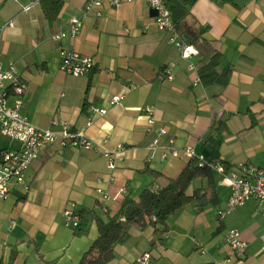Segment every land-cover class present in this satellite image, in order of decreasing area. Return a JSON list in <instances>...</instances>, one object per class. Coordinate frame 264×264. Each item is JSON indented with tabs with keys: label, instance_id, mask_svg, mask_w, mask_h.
Masks as SVG:
<instances>
[{
	"label": "crops",
	"instance_id": "0c3cea01",
	"mask_svg": "<svg viewBox=\"0 0 264 264\" xmlns=\"http://www.w3.org/2000/svg\"><path fill=\"white\" fill-rule=\"evenodd\" d=\"M30 2L0 0L3 67L12 61L26 84L21 113L57 133L61 126L52 121L65 120L71 130H84L110 150L120 143L130 149L109 169L93 150L58 143L43 148L25 172L28 192L15 190L0 199V261L15 252L13 264H77L97 237V226L75 236L64 210L94 209L108 220L126 197L136 199L146 188L157 191L181 172L188 157L161 159L159 150L149 148L157 134L145 129L147 105L154 109L156 126L167 130L159 137L163 146L172 138L176 147L191 146L204 156L216 148L226 170L239 162L264 168V0H196L190 7L189 25L202 30L221 54V67H232L224 87H205L201 80L195 84L206 60L193 45L197 54L182 58L177 43L184 39L160 30L145 0H121L117 8L94 10L76 37L60 40L54 34L82 16L87 0H62L53 20L40 2L24 11ZM61 48L92 56L93 71L79 77L61 71ZM190 63L196 70L189 69ZM166 70L172 78L160 77ZM117 94H124L123 100L111 105ZM91 105L107 111L87 125ZM12 140L13 147L0 145V151L18 148ZM212 176L215 204L199 210L186 203L167 219L162 234L158 222L131 227L127 239L114 245L108 264H137L143 252L151 254L153 264H264L259 202L251 198L220 219L218 211L226 207L230 190L217 171ZM208 184L207 178H196L186 193L192 196ZM96 188L110 198H102ZM231 228L247 243L243 256H234L225 239Z\"/></svg>",
	"mask_w": 264,
	"mask_h": 264
},
{
	"label": "built area",
	"instance_id": "2783aa9c",
	"mask_svg": "<svg viewBox=\"0 0 264 264\" xmlns=\"http://www.w3.org/2000/svg\"><path fill=\"white\" fill-rule=\"evenodd\" d=\"M40 1L41 0H31L30 3L23 7V10H29ZM145 1L150 9H154L157 12L154 17L157 27L160 30L171 31L176 35L169 9L164 0ZM120 4L121 0H87L82 16L73 17L69 27L67 29L58 30L53 38L55 40H60L68 36L76 37L82 28L84 18L88 14L104 6L117 8ZM8 25L11 26L12 22H9ZM177 47L181 57L184 59H188L197 54V50L184 41L178 42ZM59 58L61 71L75 77L90 74L95 66V61L92 56L73 49L61 48L59 51ZM189 69L196 70V67L194 64L190 63ZM160 77L172 78L170 70H166L165 74H161ZM199 81L200 79L197 77L195 84ZM25 89V80L18 74L14 63L10 61L7 68L3 67L2 55L0 52V133L19 143L18 148L3 149L0 151V199H7L15 190L22 194L28 192L29 183L25 178V172L39 157L41 150L54 143H58L61 148L70 146L73 148L93 150L106 159L109 169H114L117 162L124 159L125 154L130 149L129 146L120 143L116 145L114 150H110L105 147V141L99 142L93 140L86 135L84 130H71L68 121H52L53 124L61 126L60 133L30 122L20 111L23 105L22 96ZM11 97L12 101L10 102L9 100ZM123 98L124 94L114 95L110 100V104H119ZM106 111L107 109L104 107L91 105L89 107L90 117L87 121V125L92 123L95 115H103ZM144 111L146 115V131L155 132L157 134V138L149 144V148L152 151L159 150L161 159H165L168 156H185L189 159L196 158L199 167H207L211 170H215L221 176L222 183L229 188L230 194L226 207L218 211L220 219H223L232 210L245 204V202L251 198H255L259 202L264 217V168L250 163L239 162L234 168L226 170L220 163L207 160L203 154L197 153L191 146L176 147L173 145L172 138L169 141V145L163 146L159 141V137L165 136L167 130L156 126L153 107L147 105L144 107ZM96 191L101 194L102 198H110V196L102 192L100 188H96ZM116 197L117 195L114 196L115 199ZM63 215L67 225L73 228L77 226L79 221L77 212L66 209ZM262 238L264 239V233ZM225 239L234 256L240 257L244 255L247 243L241 239L238 229L231 228L228 230ZM137 264H153L151 254L149 252H143L137 258Z\"/></svg>",
	"mask_w": 264,
	"mask_h": 264
},
{
	"label": "trees",
	"instance_id": "16d2710c",
	"mask_svg": "<svg viewBox=\"0 0 264 264\" xmlns=\"http://www.w3.org/2000/svg\"><path fill=\"white\" fill-rule=\"evenodd\" d=\"M196 0H164L173 21L174 32L184 42L193 45L206 60L198 74L205 87L219 85L224 87L229 80L232 67H221V54L203 37V31L189 25L187 16L190 7ZM217 4L233 3L234 0H212ZM43 12L49 20H53L61 8L62 0H41ZM206 159L218 162V151L212 149L205 155ZM196 178H207L208 187L196 190L192 196L186 191ZM193 203L199 210L209 204L216 203V192L212 170L198 166L196 158H191L187 165L174 178H168L167 184L157 190L144 189L136 199L126 197L116 215L108 220L102 219L94 209L82 208L77 211L79 221L73 228L75 236L81 237L89 233L91 225L96 223L97 237L77 264H108L113 257L116 243L123 242L128 237L131 227L143 228L150 223H160L162 228L157 233L166 231V221L177 209L186 203ZM155 220V222H154ZM16 253L12 252L8 261L0 264H13Z\"/></svg>",
	"mask_w": 264,
	"mask_h": 264
},
{
	"label": "rangeland",
	"instance_id": "374dc122",
	"mask_svg": "<svg viewBox=\"0 0 264 264\" xmlns=\"http://www.w3.org/2000/svg\"><path fill=\"white\" fill-rule=\"evenodd\" d=\"M15 141H13L12 139H10L9 137H4L0 135V145H2L3 147H7V146H14Z\"/></svg>",
	"mask_w": 264,
	"mask_h": 264
},
{
	"label": "water",
	"instance_id": "95a60500",
	"mask_svg": "<svg viewBox=\"0 0 264 264\" xmlns=\"http://www.w3.org/2000/svg\"><path fill=\"white\" fill-rule=\"evenodd\" d=\"M150 14L153 15V16H155V15L157 14V12H156V10L151 9ZM183 39H184V38H183Z\"/></svg>",
	"mask_w": 264,
	"mask_h": 264
}]
</instances>
